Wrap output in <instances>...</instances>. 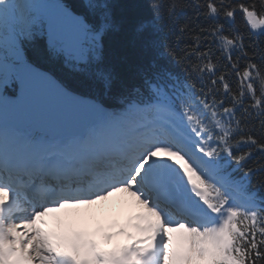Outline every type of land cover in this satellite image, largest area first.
<instances>
[{"label": "snow or ice", "instance_id": "snow-or-ice-1", "mask_svg": "<svg viewBox=\"0 0 264 264\" xmlns=\"http://www.w3.org/2000/svg\"><path fill=\"white\" fill-rule=\"evenodd\" d=\"M117 7L0 0V264H264V0H145L129 81ZM41 44L97 95L41 70ZM116 193L141 211L114 247L44 219Z\"/></svg>", "mask_w": 264, "mask_h": 264}, {"label": "trees", "instance_id": "trees-1", "mask_svg": "<svg viewBox=\"0 0 264 264\" xmlns=\"http://www.w3.org/2000/svg\"><path fill=\"white\" fill-rule=\"evenodd\" d=\"M71 3V0H68ZM145 0H117L116 15L118 20L123 21V28L120 33L115 34L111 38L110 58L121 71V76L129 81L132 75V71L135 66L143 61H146L148 54L144 53L140 48L139 42L134 38L131 28L138 17L143 11L141 5ZM192 15V11L189 9L187 16L182 18L186 20ZM179 43L182 45L183 40ZM43 45H39L37 49H30L31 58L39 64L40 67L49 70L54 73L58 78L62 79L64 83L72 90L88 95H97V90L92 81L82 75H73L68 73L64 67L54 60H50L41 54L39 49H42ZM119 85L116 86L114 91H117Z\"/></svg>", "mask_w": 264, "mask_h": 264}, {"label": "bare ground", "instance_id": "bare-ground-1", "mask_svg": "<svg viewBox=\"0 0 264 264\" xmlns=\"http://www.w3.org/2000/svg\"><path fill=\"white\" fill-rule=\"evenodd\" d=\"M118 195H119L118 201H116L115 199H111L112 201L110 202V205L112 203H115L114 205H116V208H114V211L116 212L117 220L121 224H123V222L126 220V217H127L126 211H128V213H129V211L131 210V213H132L133 211H141V209L139 207L135 206L131 202V198L126 193H118ZM87 208L88 207L85 206V207H81V208H65V209H61L60 211L56 212V214L58 215L57 218L60 221H63L65 223H69L70 222V218L73 219V217H74V219H76L75 217H78L80 219V222H78L79 225H82L81 227H84V225H85L84 223H86V213H84V212L87 210ZM96 208L99 209L98 206H96ZM100 208H102V207H100ZM71 209H74V210L78 211L77 214L74 215V216H73L72 213L69 214V212H67V210H71ZM100 212L101 211L99 210L98 213L100 214ZM125 213H126V216H125ZM99 214L95 213V215L97 216V220L99 222L98 224H95V226L100 225L102 222H104V225H102V228L103 229H107V227L109 226V222H107V215L106 214L104 215L105 216V217H103L104 221H102V220H100V215Z\"/></svg>", "mask_w": 264, "mask_h": 264}, {"label": "rangeland", "instance_id": "rangeland-1", "mask_svg": "<svg viewBox=\"0 0 264 264\" xmlns=\"http://www.w3.org/2000/svg\"><path fill=\"white\" fill-rule=\"evenodd\" d=\"M111 199H115L116 201H118V199H119V195H118V193H116V194H114L113 196H111V197H109V199L108 200H106V201H102V202H99L98 204H95V205H92V206H87L88 208H87V210L84 212V213H86V223H84L85 225H84V227H81L82 225H79V223L78 222H80V219L78 218V217H75L76 219H74V217H73V219L72 218H70V222L69 223H73V224H75L76 226H78V227H80V228H82V229H84V230H86V231H88V232H92L93 234H95L97 231H94L93 229H92V226H91V224H92V219H93V214H94V210H95V208H96V205H99V207H102L101 209L103 210V212L101 211V214H99L100 215V220H102V221H104V218L103 217H105L104 215L106 214V215H109V212H110V210H114V208H116V205H114L115 203H112L111 205H110V202L112 201ZM100 209V208H99ZM99 211V210H98ZM67 212H69V214L70 213H72L73 214V216L74 215H76L77 214V212L78 211H76V210H74V209H71V210H67ZM106 212V213H105ZM115 212V211H114ZM130 212H131V210H130ZM126 213H127V211H126ZM126 213H125V216H126ZM115 217L117 218V215H116V212H115ZM131 216H130V213L128 214V216H127V218H128V220H129V218H130ZM64 218V217H63ZM123 219V218H122ZM77 220V221H76ZM78 223V224H77ZM179 237H180V234L178 235V239H177V242H179Z\"/></svg>", "mask_w": 264, "mask_h": 264}, {"label": "water", "instance_id": "water-1", "mask_svg": "<svg viewBox=\"0 0 264 264\" xmlns=\"http://www.w3.org/2000/svg\"><path fill=\"white\" fill-rule=\"evenodd\" d=\"M75 94H77V93H75ZM79 95V94H78ZM81 96V95H80ZM36 131H39V129H36Z\"/></svg>", "mask_w": 264, "mask_h": 264}]
</instances>
